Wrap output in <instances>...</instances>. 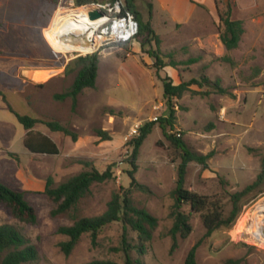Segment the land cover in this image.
Here are the masks:
<instances>
[{
	"label": "rangeland",
	"instance_id": "obj_1",
	"mask_svg": "<svg viewBox=\"0 0 264 264\" xmlns=\"http://www.w3.org/2000/svg\"><path fill=\"white\" fill-rule=\"evenodd\" d=\"M136 2L144 20L152 0ZM217 2L222 13L234 9L238 14L235 0ZM80 6L76 0H0V121L7 125L5 130L0 127V137L3 135V139L0 138V157L3 159L0 182L24 192L38 214L37 225L26 224L15 219L0 203V226H13L36 246L38 259L29 264H87L94 260L125 264L124 253L116 250L121 247V222L107 225L96 243L92 242L91 234H84L69 256L60 247L68 237L59 234L58 229L71 226L82 217L101 215L115 193L131 189L135 206L146 209L159 221L143 256L146 264H184L189 250L200 241L198 264H264V241H255L250 231H246L250 229H245L246 222L252 223L256 216L257 206L264 202V102L258 101L264 99V4L248 18L250 34L243 46L232 52L236 65L220 59L238 69L241 82L223 84L215 78L212 81L219 80L222 87L230 90L229 94L186 93L181 100L175 99L176 120L173 129L168 127L172 135L180 133V139L193 152L214 153L208 160V167L197 162L188 165L185 188L220 200L227 214L232 209L233 194L258 180L261 182L242 199L241 213L231 228H221L205 238L207 230L202 218L200 214H194L191 234L186 239L178 238L179 246L174 252H171L173 239L169 235L173 225L170 213L174 204L172 191L177 185L182 159L181 150L166 138L159 124V119L169 113L161 80L168 75L165 69L157 71L156 60L148 54L149 50L158 49L156 41L144 46L145 37L139 35L133 42L121 46H102L104 42L101 41L99 50L56 54L45 30L53 25L57 13H68ZM159 52L167 63L171 56L176 61L185 56L184 51L164 52L162 44ZM88 55H95L99 60L97 87L84 90L76 105L71 98L56 100L54 96L67 92L74 82L80 68L79 57ZM25 63L29 69L51 72L54 82L41 90L37 86L43 85L48 78L41 80V71H36L33 72L35 81L23 84L20 64ZM191 65H182L180 71L191 73L192 79L202 80L206 76L205 69L202 66L193 69ZM257 69L261 73L254 76ZM214 70L216 73L227 72L217 67ZM7 83H18V86L9 88ZM192 88L195 91L213 90L206 85ZM241 88H258V99L253 100L248 94L238 98L232 90ZM39 100H43L48 112L42 121H58L78 135V140L73 141L61 132L57 155L30 152L24 142L25 128L10 110L12 107L19 114L39 118ZM160 104L162 107L157 109ZM226 106L228 108L223 110ZM152 121L157 124L140 148L134 161L135 168L131 163L133 147L130 141L133 138L127 137L134 125L144 126ZM38 127L47 129L43 124ZM98 129L107 131L112 139L102 141L97 135ZM8 135L12 136L10 143L14 151L11 152H17L19 157L7 155L8 149L1 144V141L7 143ZM83 161H89L100 172L112 166L113 178L94 183L77 211L52 217L51 211L56 205L45 193L49 180L53 181L52 187H57L70 177L91 170L92 167ZM130 171L135 172L140 187L131 184ZM185 210L189 209L186 207ZM128 237L132 245L140 243L138 234L131 229ZM132 256L138 257L137 250L132 251Z\"/></svg>",
	"mask_w": 264,
	"mask_h": 264
},
{
	"label": "trees",
	"instance_id": "obj_2",
	"mask_svg": "<svg viewBox=\"0 0 264 264\" xmlns=\"http://www.w3.org/2000/svg\"><path fill=\"white\" fill-rule=\"evenodd\" d=\"M112 2L115 0H111ZM122 14L131 12L135 15L139 24V35L145 37L143 45H151L156 41L158 49L149 50L150 57L156 60L155 68L157 71L165 69L167 66L177 68L180 65H191L198 61V59H190L187 62H178L171 56L169 63L165 62L159 52V45L161 44L160 38L156 35L151 22H144L141 18L140 12L137 7V0H123ZM95 0H76L78 5H85L94 3ZM218 3V2H217ZM219 17L221 21L220 38L225 45L228 52L236 50L240 47V43L245 34L244 21L234 20L232 18V10L228 9L226 13H222L219 9ZM136 39V38H135ZM223 61L235 66L236 62L230 55H225ZM78 65L80 68L67 92L56 94V100H65L71 98L74 105L77 104L78 97L86 89H95L97 87V79L99 75V60L95 55H88L87 57H79ZM261 73L257 69L254 76ZM162 78V77H161ZM164 86L163 97L166 102V107L169 111L167 117L159 119V124L163 130L164 135L172 144L181 150L182 162L178 167V179L176 188L172 191L174 204L171 209L170 217L173 219V225L169 231V235L173 239L171 252H174L178 246V238L186 239L192 232L191 218L194 214H200L203 224L206 228L205 238L212 236V234L221 228H231L237 221L241 213L242 199L254 191L260 184V180L247 186L243 191L237 192L232 195V209L227 214L225 207L221 204L220 200H213L212 198L201 195L196 192L190 191L185 188V179L187 175L188 165L191 162H197L204 167H208V160L211 159L214 153L203 155L190 150L187 145L175 135L168 131L174 128L175 124V106L174 100H181L186 93L196 95L209 96L212 93L227 95L229 90L222 87L220 81H211L208 77L204 76L202 80L192 79L189 82H182L178 85L174 80L167 76L161 79ZM206 85L213 87L209 91H195L192 86ZM10 110L17 116L18 121L28 130L25 139V145L32 153L41 154H59V148L51 139L42 135L40 132H35L33 129L37 124H45L49 129L54 132H62L67 136L72 137L73 141L78 140V135L71 131L58 121H42L40 119L31 117L29 115H22L14 111L11 107ZM157 123L155 121L145 124L141 128V133L138 137L131 139L130 145L133 147L132 159L133 167L136 168L135 160L139 155L140 148L147 140L149 135L153 132V127ZM98 137L102 141H109L112 139L111 135L103 130H97ZM11 156H16L11 154ZM87 166H91V170L83 171L75 176L70 177L66 181L59 184L57 187H52L53 181L50 179L45 193L50 200L56 205L51 211L52 217L64 216L72 211H77L78 206L83 198L90 192L94 183H103L113 178L112 166L107 171L100 172L92 166L89 161H83ZM264 168V162L262 164ZM129 177L132 185H137L135 172L130 171ZM262 177H260L261 179ZM0 203L4 204L10 211L11 215L20 222L37 225L38 214L36 209L27 201L25 193L17 191L8 185L0 182ZM189 210H185V208ZM114 222H121L123 225V235L121 247L116 250L122 251L125 256V264H146L143 256L146 254L147 243L153 238V232L158 227V219L153 216L146 209H141L135 206L132 198V190L126 189L115 193L112 200L109 202L107 210L101 215L94 217H82L74 222L71 226H61L58 233L68 237L67 241L60 243L62 251L69 256L76 248L84 234H91L92 242L96 243L101 231L109 224ZM138 234L139 244L132 245L129 241L128 230ZM202 241L196 243L188 252L184 264H198L197 251ZM137 250L138 257L132 256V251ZM38 251L35 245L29 243L27 238L22 235L17 229L9 225L0 226V264H29L37 261ZM87 264H118L111 260H94Z\"/></svg>",
	"mask_w": 264,
	"mask_h": 264
},
{
	"label": "crops",
	"instance_id": "obj_3",
	"mask_svg": "<svg viewBox=\"0 0 264 264\" xmlns=\"http://www.w3.org/2000/svg\"><path fill=\"white\" fill-rule=\"evenodd\" d=\"M235 1L238 14L233 9L232 18L234 20L244 21L245 26V34L240 43V47L238 48L240 49L244 44V40L250 34V29L247 22L248 18L252 17L251 15L253 13H257L260 4L264 3L261 0ZM149 8L150 12L148 13V17L143 21L151 22L156 35L161 40L162 50L164 52H167V50L168 52L184 51L185 56L178 58V62H187L192 58L198 59L196 63L191 65V68L194 69L202 66V68H204L206 71V77H208L211 81L215 78H218L223 84L241 82L240 76L237 73V68H231L229 66L230 64L227 65L220 62V59H222L226 54H229L236 62V59L233 57L232 52L237 51L238 49L228 52L220 38L221 21L219 17V5L217 3V0H152V2H149ZM187 56L191 57L189 58ZM181 66L182 65L178 66L177 68H174L172 66L165 67L166 74L174 80V83L176 85L182 82H189L192 79L191 73L189 74V72L180 71L179 67ZM20 67V78L22 79L23 84H26V82L30 80L35 81L33 80V78H36V76L33 72L41 71L29 69V66L26 63L20 64ZM216 67L222 70H226L227 72L216 73L214 70V68ZM53 78L54 76H42L41 80H46L44 81L43 85H38L37 87L41 88L42 90L43 88H45V86L47 87L48 84L54 82L55 79ZM7 86L9 88L16 87L18 86V83H7ZM232 92L238 98H240L242 94H248V97L253 100L258 96V88H241L240 90L234 89L232 90ZM3 98L5 100L7 99L4 96ZM23 99L26 100V95L23 96ZM256 99H258V97ZM42 101L43 100H39L37 103V110L40 112V116L37 119L40 120H42L44 114H48L46 105ZM258 101L264 102V99H259ZM228 107L226 106L222 109L225 110ZM37 125L39 126V124ZM37 125L33 130L35 132L42 133V135L44 136H47L59 147L58 140L62 138L61 132H54L45 124L43 125L46 126L47 129L40 130ZM6 126L7 125L5 123L0 121V127L2 129L5 130L7 128ZM10 130L11 129H9V131ZM27 133L28 130L25 129L24 142L27 137ZM0 138L3 139V135ZM11 139L12 136L8 135L6 138L7 143L1 141V144L4 146V148L8 149L7 155L14 154L19 157L17 152H11L14 151L12 150V144L10 143ZM2 160L3 159L0 157V163L2 162ZM12 161L15 163L17 162L15 159H12Z\"/></svg>",
	"mask_w": 264,
	"mask_h": 264
},
{
	"label": "bare ground",
	"instance_id": "obj_4",
	"mask_svg": "<svg viewBox=\"0 0 264 264\" xmlns=\"http://www.w3.org/2000/svg\"><path fill=\"white\" fill-rule=\"evenodd\" d=\"M55 18V22L45 30V34L47 40L56 50H54L56 54L59 52L95 51L102 45L101 41L104 42L108 37L106 36L107 30L102 28L104 20L94 22L89 19L86 9L72 10L68 13L59 12ZM51 74L48 71H41L40 77H47ZM262 209L263 207H261ZM255 222V227H259L263 220L256 217ZM259 239V243L264 241Z\"/></svg>",
	"mask_w": 264,
	"mask_h": 264
},
{
	"label": "built area",
	"instance_id": "obj_5",
	"mask_svg": "<svg viewBox=\"0 0 264 264\" xmlns=\"http://www.w3.org/2000/svg\"><path fill=\"white\" fill-rule=\"evenodd\" d=\"M123 4H124L123 0H115L113 2H107V3L94 2L91 4L81 5L80 7L73 8L70 11L86 9L89 19H90L89 17L90 11H93V10L102 11L104 13L103 16L96 20H93L94 22H100L104 20V26L102 28L107 30L106 36L108 37L105 38L104 44L102 46L104 45L121 46V45H125V44L133 42L139 33V24H138V21L135 15L131 12L122 14ZM101 47H99V49ZM161 107H162V104H160L156 108L159 109ZM158 119L159 118H155L154 120H158ZM142 127L143 126H140V125H134L133 127H131L127 139L138 137L141 133ZM176 136L181 137V134L177 133ZM261 207H263L262 210H261ZM257 209L258 210H257L256 216L254 217L252 223H249V221H247L245 224V229H250L249 230L250 235L253 237L255 241L259 242L260 240L259 238L264 240V202L260 203L257 206ZM256 217L261 218L263 220L262 224L259 227H255ZM249 225H250V228H248Z\"/></svg>",
	"mask_w": 264,
	"mask_h": 264
},
{
	"label": "water",
	"instance_id": "obj_6",
	"mask_svg": "<svg viewBox=\"0 0 264 264\" xmlns=\"http://www.w3.org/2000/svg\"><path fill=\"white\" fill-rule=\"evenodd\" d=\"M103 14L104 13L102 11H100V10H93V11H90L89 17H90L91 20H96V19L102 17Z\"/></svg>",
	"mask_w": 264,
	"mask_h": 264
}]
</instances>
